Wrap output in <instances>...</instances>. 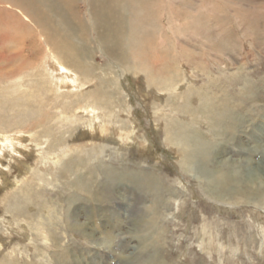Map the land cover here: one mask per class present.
Returning <instances> with one entry per match:
<instances>
[{"label": "rangeland", "instance_id": "1", "mask_svg": "<svg viewBox=\"0 0 264 264\" xmlns=\"http://www.w3.org/2000/svg\"><path fill=\"white\" fill-rule=\"evenodd\" d=\"M131 5L151 12L140 28L150 39L144 50L174 60L175 86L163 87L155 72L148 87L140 61L125 70L101 53L84 61L87 76L74 73L79 93L58 89L40 64L0 78V141L14 135L23 147L14 158L3 157L9 143L0 147V264H264V0ZM102 79L108 96L83 99ZM222 102L235 111L236 131L222 118L221 131L193 125L195 110L215 116ZM169 123L198 134L200 152L228 171L224 186L210 191L180 166V147L163 140ZM77 159L92 172L62 177ZM106 167L123 176L109 188Z\"/></svg>", "mask_w": 264, "mask_h": 264}, {"label": "bare ground", "instance_id": "2", "mask_svg": "<svg viewBox=\"0 0 264 264\" xmlns=\"http://www.w3.org/2000/svg\"><path fill=\"white\" fill-rule=\"evenodd\" d=\"M148 1L149 0H0V78L6 76L8 80L14 79L20 75V71L29 70L31 69L30 67L40 64L41 66L39 68H42L40 72L44 71L45 73L47 71L49 76L58 82V89L65 85L64 87H67L66 90L68 93H79L84 84L78 83L74 73L87 76L90 71L87 69L84 61L92 60L94 62L96 59L95 56L101 53L105 55L104 58H106L107 61L123 69H125L124 64L128 63L129 60L132 61L133 59L138 62L140 61L142 72L148 75L146 79L147 83L145 82L148 87H151L152 78L150 77L155 75V72L158 74V76L155 75L156 78L163 80V87L168 88L175 86L172 85L173 79L177 74V65L174 60L165 55L152 58L149 55L151 52L146 54L144 50L150 39L147 36L144 38L140 35V28L143 29L145 25L149 24L148 21L151 20L152 14L146 10V8L145 11H142L144 5L138 8L131 4L134 3L137 4L136 6H139ZM150 1L157 2V0ZM79 2L83 3L85 8L81 13L75 9V6ZM136 10H140L142 15L136 12ZM140 15L141 17H138ZM162 18H164V16ZM93 45L96 46V50L90 49V46ZM201 46L204 47V45ZM50 47L51 49H49ZM38 49L45 53L42 59L35 56L34 52ZM190 51L193 55V50ZM202 51L204 52V50ZM30 52L33 53L34 56L30 55ZM190 54L189 52V55ZM29 57L32 58L30 59ZM108 65H105L102 69H109ZM95 69L96 68H93L91 72L93 73ZM101 82L104 85L103 87L88 91L85 96H83V99L86 97L102 96V92L108 96V83L104 79H102ZM13 88L19 89L21 85L15 82ZM60 107L65 109H69L68 107L71 109L74 108L72 102L69 103L67 107ZM76 112H83V114L88 115L94 114L91 109H77ZM234 113V109L233 111L232 109L230 110V108L224 106V102H222L216 107L215 116L212 113L210 116H207L205 111L195 110V119L192 118V123L194 125L198 119H201L204 120L202 122L209 124L208 130L219 131L223 129L219 127L220 124L218 126V123H222L220 122L222 118L230 121L229 129L232 131L235 126L233 121L235 117ZM185 128H183L182 125L169 123L163 138L164 142L168 145L180 147L178 151L181 158L180 166L183 168L189 166V168L194 170V174H199V176L196 175L200 179L198 181H203L205 183L204 185L210 189V191H214L222 185L224 186L227 177L226 173H228V171L224 169L219 171L216 169L217 166L213 168L212 164H214V161L212 159L210 161V154L205 151L202 153L200 152L202 140L196 138L198 134H196V132L189 133L186 130L187 128ZM188 129L191 128L189 127ZM22 137L24 138V136ZM17 139L18 138L14 135L7 134L4 136V139H2L3 141H0V147L4 143L10 144L9 147L4 149L5 153L3 157L9 155V157L11 156L14 158L17 154L21 155L20 149L22 145L19 144ZM202 156L208 158L207 164L199 162ZM70 160L72 161V159ZM86 166L85 163L78 160V162L70 165L65 164V169H61L64 170V172H60L63 177L66 172L67 174H76V169H85ZM87 168V174L91 173L94 169V167L89 166ZM30 170L31 168L28 167V171ZM3 171V169L0 170L1 176ZM102 173L105 176V182L108 188L110 186L112 187L113 181L117 182L123 177L112 167L103 168ZM231 175L232 174H230V176ZM2 178L3 176L0 177V181L3 183ZM244 180H235L234 182L236 184H243ZM78 181H81V176L76 177L75 184ZM245 182L251 184V179L246 178ZM0 185L2 184L0 183ZM109 191L110 190H108V192ZM223 194L211 196L222 199L223 196H225ZM243 194L245 199L250 200V197L247 196L245 192ZM68 197L67 195V198ZM76 212V210H73L72 214L76 215ZM203 234L202 232V235ZM10 260L12 264H18L17 259L11 257ZM3 264L11 263L6 259Z\"/></svg>", "mask_w": 264, "mask_h": 264}]
</instances>
